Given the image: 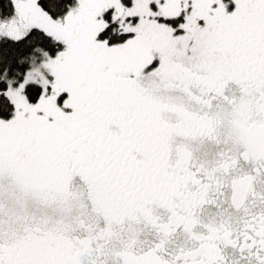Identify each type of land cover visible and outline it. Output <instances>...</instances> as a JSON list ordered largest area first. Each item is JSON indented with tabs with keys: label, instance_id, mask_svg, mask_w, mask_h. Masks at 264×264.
Instances as JSON below:
<instances>
[{
	"label": "snow or ice",
	"instance_id": "6c2138e0",
	"mask_svg": "<svg viewBox=\"0 0 264 264\" xmlns=\"http://www.w3.org/2000/svg\"><path fill=\"white\" fill-rule=\"evenodd\" d=\"M0 264H264V0H0Z\"/></svg>",
	"mask_w": 264,
	"mask_h": 264
}]
</instances>
